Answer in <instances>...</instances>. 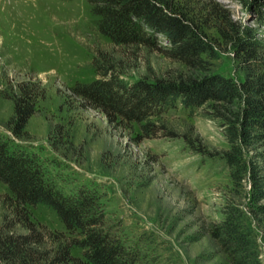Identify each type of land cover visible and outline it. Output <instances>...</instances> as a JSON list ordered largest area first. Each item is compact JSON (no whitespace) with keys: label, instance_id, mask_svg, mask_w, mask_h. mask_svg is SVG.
<instances>
[{"label":"rangeland","instance_id":"obj_1","mask_svg":"<svg viewBox=\"0 0 264 264\" xmlns=\"http://www.w3.org/2000/svg\"><path fill=\"white\" fill-rule=\"evenodd\" d=\"M173 2L213 46L207 74L245 81L235 42L256 54L247 64L251 71L264 70V0ZM99 21L89 0H0V133L37 155L65 193L97 194L108 225L141 264H232L211 235L227 214L251 228L264 264V197L257 190L264 193V143L243 147L246 163L231 167L225 127L207 116L213 109L191 113L178 106L153 119L169 135L143 138L138 125L110 123L83 106L71 88L99 78L94 61L101 56L112 58L130 83L182 69L157 52L114 45ZM21 86L35 90L37 103L17 135L10 98ZM0 194H10L3 183ZM29 210L43 237L41 251L53 256L51 236L66 233L63 222L46 205ZM3 212L0 204V225ZM72 254L82 257L80 249Z\"/></svg>","mask_w":264,"mask_h":264},{"label":"trees","instance_id":"obj_2","mask_svg":"<svg viewBox=\"0 0 264 264\" xmlns=\"http://www.w3.org/2000/svg\"><path fill=\"white\" fill-rule=\"evenodd\" d=\"M89 3L92 13L100 18V33L114 45L157 52L182 69L130 83L123 72L116 70L112 58L101 56L102 60L94 61L99 78L71 88L83 106L102 112L110 123L138 125L143 138L157 137L161 131L169 135V129L153 119L159 120L178 106L191 113L213 109L207 116L222 121L230 144L231 153L225 160L231 167L246 163L241 157L243 147L264 143V70L253 72L247 65L256 57L254 51L243 42H235L246 65L245 81L237 83L229 77L207 74L205 56L213 55V46L173 0ZM160 38L167 44H160ZM34 91L21 86L10 98L15 107L17 135L35 112ZM0 183L10 192L0 194L4 208L0 264H141L138 254L108 225L97 194L86 189L65 193L48 176L37 155L14 145L1 133ZM257 190L259 198L264 197ZM37 205L51 207L66 229V233L51 236L56 245L53 256L41 251L43 237L36 231L29 210ZM18 226L28 233H16ZM211 235L232 264H262L255 235L242 218L227 214L211 229ZM73 249H80L82 257L74 256Z\"/></svg>","mask_w":264,"mask_h":264}]
</instances>
